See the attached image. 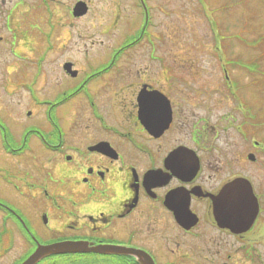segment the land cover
<instances>
[{"label": "flooded vegetation", "instance_id": "af4514ba", "mask_svg": "<svg viewBox=\"0 0 264 264\" xmlns=\"http://www.w3.org/2000/svg\"><path fill=\"white\" fill-rule=\"evenodd\" d=\"M167 3L0 0V264L63 241L110 249L38 264H264V137L250 133L264 126L251 127L238 90L217 114L215 95L244 87L222 51L157 48L148 27ZM94 9L113 26L131 11L141 27L124 47L149 49L58 45L63 16ZM22 26L38 29V49ZM205 57L217 64L208 79ZM237 182H251L259 212L251 225L220 224L217 205ZM241 199L227 194L229 214Z\"/></svg>", "mask_w": 264, "mask_h": 264}, {"label": "rangeland", "instance_id": "374dc122", "mask_svg": "<svg viewBox=\"0 0 264 264\" xmlns=\"http://www.w3.org/2000/svg\"><path fill=\"white\" fill-rule=\"evenodd\" d=\"M110 1H117L123 6H128L134 0ZM165 1L168 2L167 6L163 7L165 10L155 8L153 23L148 27L149 31L155 34L157 48L171 50V55L179 54L182 50H192V56H199L204 50L219 52V49H222L229 61L240 62L238 66L233 63L231 64L235 67L230 64L228 66L231 76L239 79L244 87L239 89L240 86L234 84V87L229 90H220L218 95H215L218 101L217 114L219 116L226 114L234 107L237 102L234 94L237 90L249 104L250 111L255 112V109L262 108L264 114V0H201L199 4L195 0H163L164 6ZM158 3L155 2L154 5ZM113 6L111 5L110 9L107 8V13H114ZM59 12L64 14L66 11L59 10ZM130 13L131 11L127 13L125 19L122 18L118 26L111 24L114 17L112 14L105 16L110 18L106 23L104 19L96 20V9L90 15L72 20L73 22L70 20L71 17L66 15L63 16L65 26L53 27V34H60L56 38L58 45L60 42L63 44V39H70L72 49L75 51L107 50L117 46L118 43L124 45L134 39L133 34L140 26L139 21ZM40 27L46 28V26ZM22 29L26 39L34 41V49H38L36 42V37L39 35L38 29L29 26H22ZM162 36H167L168 41L166 38L163 40ZM62 44L61 46L66 49ZM131 49L142 51L149 47L144 41ZM137 62H140V59ZM216 65L211 59L205 57L202 66L208 74H203V77L208 79L209 72H212L211 67ZM215 75L219 76L218 71ZM238 100L243 101L241 98ZM234 122L237 125L236 119ZM253 129L255 128H250L251 135L256 134L258 138L264 137L257 132L258 130ZM235 135L234 133L232 139L237 142L234 144L236 146L239 145L237 141L239 136L235 137Z\"/></svg>", "mask_w": 264, "mask_h": 264}, {"label": "water", "instance_id": "95a60500", "mask_svg": "<svg viewBox=\"0 0 264 264\" xmlns=\"http://www.w3.org/2000/svg\"><path fill=\"white\" fill-rule=\"evenodd\" d=\"M233 194V197H242L239 201H234L235 212L229 214V206L226 205L227 194ZM238 207V208H237ZM258 212L257 201L254 198L251 186L247 184L235 183L232 186L226 188L223 192V196L219 201L216 213L217 217L225 224L230 219L233 222L251 224ZM88 244L84 242H60L50 244L47 246H40L23 264H36L42 258L57 253H68V252H83L88 250ZM119 252H123L122 248H116ZM98 251H105V249H97Z\"/></svg>", "mask_w": 264, "mask_h": 264}]
</instances>
